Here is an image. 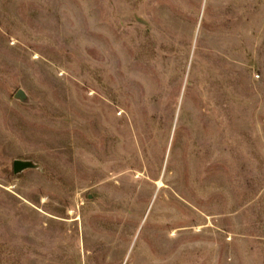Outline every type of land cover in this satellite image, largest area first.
I'll list each match as a JSON object with an SVG mask.
<instances>
[{
  "label": "rangeland",
  "instance_id": "1",
  "mask_svg": "<svg viewBox=\"0 0 264 264\" xmlns=\"http://www.w3.org/2000/svg\"><path fill=\"white\" fill-rule=\"evenodd\" d=\"M0 264H264V0H0Z\"/></svg>",
  "mask_w": 264,
  "mask_h": 264
},
{
  "label": "water",
  "instance_id": "2",
  "mask_svg": "<svg viewBox=\"0 0 264 264\" xmlns=\"http://www.w3.org/2000/svg\"><path fill=\"white\" fill-rule=\"evenodd\" d=\"M15 98L20 100H25L27 98V93L24 89L19 88L15 93ZM36 166L32 160L16 158L13 161V171L14 173H20L25 169Z\"/></svg>",
  "mask_w": 264,
  "mask_h": 264
}]
</instances>
